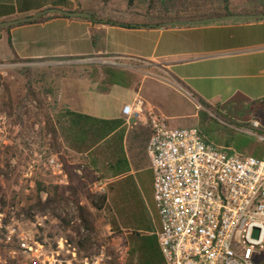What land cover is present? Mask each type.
<instances>
[{"label":"crops","instance_id":"crops-1","mask_svg":"<svg viewBox=\"0 0 264 264\" xmlns=\"http://www.w3.org/2000/svg\"><path fill=\"white\" fill-rule=\"evenodd\" d=\"M156 1L0 0V23L50 16L53 10L117 23L53 16L4 28L0 70L34 79L35 103L53 129L50 151L62 158L68 175L63 183L53 178L54 184H90L103 196L100 211L110 230L127 245L134 228L157 242L161 230L147 152L151 113L179 128L185 117L198 120L210 113L207 107H222L237 95L264 101V20L190 25L211 13L207 5L179 12L170 9L168 0ZM214 3L207 4L225 13L221 2ZM172 22L178 24L165 26ZM108 68L128 72L131 86L106 90ZM9 91L8 98L14 95L12 86ZM139 101L143 109H136ZM126 106L139 116L124 115ZM81 164L83 176L77 174ZM126 214L132 220H123ZM132 249L127 246L120 264L128 263Z\"/></svg>","mask_w":264,"mask_h":264},{"label":"built area","instance_id":"built-area-1","mask_svg":"<svg viewBox=\"0 0 264 264\" xmlns=\"http://www.w3.org/2000/svg\"><path fill=\"white\" fill-rule=\"evenodd\" d=\"M143 108L139 101L136 109ZM124 115L139 116L132 106L124 108ZM249 125L234 129L264 143L260 124ZM150 128L147 152L161 220L158 244L166 264H260L257 257L264 253V160L219 147L207 141L198 128H171L155 113L150 115ZM10 129V117L0 114V150L11 143ZM29 154L44 159V167L60 183L68 181L59 155L37 147ZM84 169L81 164L77 174L83 176ZM0 209V255L7 253L13 264H116L95 244L91 256H81L83 241L51 237L43 219L30 223L17 206L3 210L0 204ZM76 215L73 209L71 216ZM82 233L87 240L83 229ZM7 260L0 259V264Z\"/></svg>","mask_w":264,"mask_h":264},{"label":"rangeland","instance_id":"rangeland-1","mask_svg":"<svg viewBox=\"0 0 264 264\" xmlns=\"http://www.w3.org/2000/svg\"><path fill=\"white\" fill-rule=\"evenodd\" d=\"M260 4L261 0H232L231 10L237 14H254L260 10ZM1 70L6 72L7 77L0 74V114L5 113L11 119V143L7 148L0 150V204L2 209L17 206L25 213L28 222L37 223L38 219H43L51 237L56 235L74 243L83 241L81 255L83 257L92 255L95 244L97 249L103 248L108 255L112 256L115 263L120 264L119 257L126 253V249L121 243V235L114 234L110 230L108 217L100 211L103 196L97 194L96 190L92 192L87 182L82 185L70 182L68 185L64 183L56 186L53 181L54 177L44 167V159L40 160L29 154L34 147L42 151H50L48 136L51 131L49 121L41 115L39 103H35L37 92L34 90L35 82L32 75L10 73L7 69ZM9 85L13 87L14 95L8 98ZM206 109L210 113L200 114L198 120L185 117L181 122L182 127L174 129L200 126L199 130L203 131L204 126L209 124L213 127V130L212 128L210 130L212 138H208L203 133L211 143L219 147L228 148L222 140L225 139L224 137L230 138L235 133L234 146L233 149L230 148L233 151L236 152L239 149L249 156L259 153L264 148L257 138L234 129L257 122L264 130V102L256 103L250 109H245V112L249 111L248 115H233L229 107L226 109L219 107L214 110L207 107ZM244 116L247 118L244 119ZM37 125L38 130H36ZM35 161H40V163L37 164ZM38 184L44 185L48 191L39 192ZM53 187H60L61 196L55 197ZM73 209L77 213L76 216H71ZM81 209L85 211L87 225L82 220L83 211ZM36 215L40 218L36 219ZM156 219L159 225L158 215ZM78 220L80 222H77ZM123 220L130 221L132 218L127 215ZM82 229L88 235L87 246L85 245L87 240H83ZM133 230L132 234L126 236L130 248L138 245V240L135 241L133 237H138L139 233L136 232L140 229L134 228ZM0 259L2 261L9 259L7 264L11 261L7 253L0 255ZM257 262L264 264V253L257 257ZM10 264L13 263L10 262Z\"/></svg>","mask_w":264,"mask_h":264},{"label":"trees","instance_id":"trees-1","mask_svg":"<svg viewBox=\"0 0 264 264\" xmlns=\"http://www.w3.org/2000/svg\"><path fill=\"white\" fill-rule=\"evenodd\" d=\"M214 1H218L221 2L223 4L224 7L223 10L225 11V13H222L218 10L217 7H214L213 5L215 4ZM202 3V4H201ZM207 3H211L213 5L209 6ZM154 4H158L156 0H154ZM164 5L165 2H164ZM205 6V8L207 9L208 6V12H211L207 15H202L200 17H195V20H200V19H206V18H211V17H224V16H229V15H233V14H237L235 12H231V5H232V0H168V6L170 7V9H176L179 10V12H186L189 11L190 9H197L199 8V6L203 7ZM207 5V6H206ZM260 6V10H258L257 12H254V14H262L264 13V0H261V4ZM53 16H60L63 17L61 15L58 14H53V15H45L40 17L38 21H46L48 19H51ZM92 22L97 23V24H104V25H109V26H115L117 23L109 20V19H103L100 18L98 16L93 15L92 16ZM181 20V19H179ZM261 21V20H259ZM31 24V23H30ZM21 26V25H19ZM125 27H129L131 28L132 26H126V25H122ZM13 27H9L8 29H11ZM3 29H0V31ZM132 83V77L128 72H124V71H120V70H116V69H105V87L106 90L108 89V87L110 86H114V85H120V86H125V87H129L131 86ZM264 102V101H263ZM260 103V102H258ZM256 103H252L248 98H246L243 95H237L235 96L228 104L222 106V109H226L227 107H229L230 109V113L233 115H242V114H246L248 115L249 111L245 112V109L247 108H251V106L255 105ZM247 118V116H244V119ZM50 123V122H49ZM213 127L208 125H205L203 128V131H201L203 137L209 141L204 133L208 136V138H212V136L210 135L212 131H210ZM50 130L52 132V128H51V123H50ZM204 132V133H203ZM235 133L232 134V136H230V138H226L223 139V143L225 145H227L228 148H232L234 146V141H235ZM233 141V142H231ZM211 142V141H209ZM263 146L264 144L261 143ZM235 148L237 149V147L235 146ZM238 154L243 155V156H248L245 155V153L241 152L239 149H237L236 151ZM248 157H254L257 158L259 160H264V148L256 154L253 155H249ZM54 189V195L55 197H58V195H60L61 193V189L60 187H53ZM44 190H47L45 188L44 185L42 184H38V191L42 192ZM61 196V195H60ZM63 198V197H62ZM104 202V199H103ZM81 211H83V215L82 220L85 223V225L88 224V221L86 219V215H85V211L84 209H81ZM88 230H91L89 227H87ZM134 235V234H133ZM138 237L134 238L135 241L138 240V245L136 244V247H134L132 250H130L128 252V256H129V260L127 264H165L164 263V258H163V254L160 250V247L158 245L157 242V238L155 236H141L139 234H137ZM125 239H123V241H121V243L123 244V247H125V249L127 248V243L126 241H124ZM88 244V240L86 241V246ZM127 252V251H126ZM138 253V258H137V262L136 261V254ZM12 262V261H11Z\"/></svg>","mask_w":264,"mask_h":264},{"label":"water","instance_id":"water-1","mask_svg":"<svg viewBox=\"0 0 264 264\" xmlns=\"http://www.w3.org/2000/svg\"><path fill=\"white\" fill-rule=\"evenodd\" d=\"M50 12L56 13L58 15H61L67 18L92 19V16L89 13H71V12L63 11V10H53ZM38 19H39V16L21 19L17 21L3 22V23H0V29L33 23L37 21ZM240 20H244V21L264 20V13L262 14H233V15L224 16V17H212V18H207V19L191 21L189 22V24L190 25H202V24H209V23H219V22H225V21H240ZM177 24H178L177 22H172L165 26L171 27Z\"/></svg>","mask_w":264,"mask_h":264}]
</instances>
